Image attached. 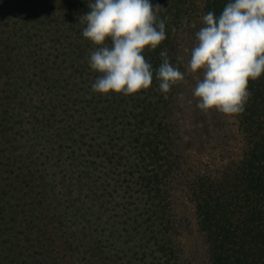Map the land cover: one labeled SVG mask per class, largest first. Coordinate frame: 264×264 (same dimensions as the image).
<instances>
[{"label": "trees", "instance_id": "1", "mask_svg": "<svg viewBox=\"0 0 264 264\" xmlns=\"http://www.w3.org/2000/svg\"><path fill=\"white\" fill-rule=\"evenodd\" d=\"M89 2L0 0V264H191L178 190L206 264H264V73L196 160L179 146L185 81L165 99L155 79L163 50L183 72L186 41L228 0H153L167 39L130 96L91 91Z\"/></svg>", "mask_w": 264, "mask_h": 264}, {"label": "clouds", "instance_id": "2", "mask_svg": "<svg viewBox=\"0 0 264 264\" xmlns=\"http://www.w3.org/2000/svg\"><path fill=\"white\" fill-rule=\"evenodd\" d=\"M88 7L81 17L82 36L96 46L87 64L98 74L91 91L130 96L148 90L154 73L143 52L155 51L167 39L168 17L160 16L164 7L153 0H90ZM202 22L186 66L198 74L196 107L205 114H242L251 96L249 79L264 73V0H228L218 16L209 11ZM159 55L155 79L167 99L173 86L185 81V73L170 63L166 50Z\"/></svg>", "mask_w": 264, "mask_h": 264}, {"label": "rangeland", "instance_id": "3", "mask_svg": "<svg viewBox=\"0 0 264 264\" xmlns=\"http://www.w3.org/2000/svg\"><path fill=\"white\" fill-rule=\"evenodd\" d=\"M196 44L195 38L190 42L186 41L182 50L185 59L183 63V72L185 73V82L179 89V99L184 108L183 115L182 139L180 147H184V154L188 160L205 159L208 154V143L210 139L218 136L219 129L223 122H229L228 116L215 110L209 111L206 115L209 117L208 123L197 122L195 128H191V120L194 116L205 114L196 107L197 99L193 96V90L196 85L198 74H192L187 71V61L190 57V50ZM197 120V119H196ZM191 129V130H190ZM174 201L177 202V212L184 217L187 223V229L183 231V244L187 248V260L191 264H206L205 247L202 235L198 232L195 220L193 218L192 208L186 204L183 196L178 192L175 193Z\"/></svg>", "mask_w": 264, "mask_h": 264}]
</instances>
